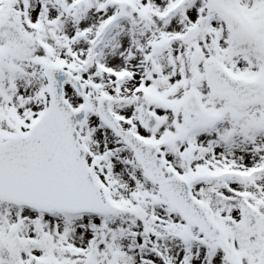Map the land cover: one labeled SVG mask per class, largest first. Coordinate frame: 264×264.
Returning a JSON list of instances; mask_svg holds the SVG:
<instances>
[{"label": "snow or ice", "instance_id": "6c2138e0", "mask_svg": "<svg viewBox=\"0 0 264 264\" xmlns=\"http://www.w3.org/2000/svg\"><path fill=\"white\" fill-rule=\"evenodd\" d=\"M0 264H264V0H0Z\"/></svg>", "mask_w": 264, "mask_h": 264}]
</instances>
